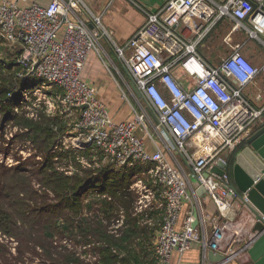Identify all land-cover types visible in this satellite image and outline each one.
I'll use <instances>...</instances> for the list:
<instances>
[{
  "label": "built area",
  "instance_id": "obj_1",
  "mask_svg": "<svg viewBox=\"0 0 264 264\" xmlns=\"http://www.w3.org/2000/svg\"><path fill=\"white\" fill-rule=\"evenodd\" d=\"M140 9L144 24L118 46L100 17L84 16L79 0H51L46 6L0 0V39L19 50L20 80L31 82L34 96L48 93L47 111L71 125L64 142L73 152L101 167L138 169L123 193L135 194L132 215L139 226L153 222L146 211L157 216L153 264H170L174 254L182 257L194 246L204 261L210 251L224 257L214 264H242L244 254L233 248L239 236L234 226L238 199L248 201L233 185L230 158L264 127V103L257 107L243 94L264 77V64L252 65L229 35L223 43L230 53L217 65L207 62L199 47L224 20L264 47V0H168L155 12ZM105 37L128 79L125 89L115 81L130 110L119 123L94 86L81 80L91 52L107 58L101 46ZM103 63L110 74L115 70L121 76L114 64ZM22 96L26 99V91ZM100 219L109 234L120 236L123 216Z\"/></svg>",
  "mask_w": 264,
  "mask_h": 264
},
{
  "label": "rangeland",
  "instance_id": "obj_2",
  "mask_svg": "<svg viewBox=\"0 0 264 264\" xmlns=\"http://www.w3.org/2000/svg\"><path fill=\"white\" fill-rule=\"evenodd\" d=\"M113 2L112 7L116 11L119 10V12L117 16L112 18L111 26L117 34L123 33L131 25L130 18H132V15L131 12L124 10L119 0ZM103 5L102 3V7ZM99 19L104 30L110 36L109 32L113 29L108 26V17L105 19L100 17ZM244 39L245 36L241 34L238 37L236 36L235 41L241 42ZM102 43L105 46L107 45L106 48L110 51V45L107 44L108 38L105 37ZM222 48L218 51L221 59L230 53L225 44ZM247 48L251 54L257 57L258 61H264V47L258 42L248 40ZM18 53V49L9 48L0 39V92H2L0 94V200H4V196L7 197L8 202L16 198L27 200L32 196L39 202L47 199L46 204L54 206L58 204L59 199L46 182L50 173L54 172L63 178L70 179L74 177L84 178L85 173H91V176L94 177H90L95 179L105 171V176H99L95 179L97 180V190L94 188V183H91L90 186L92 187L87 188L81 194V198L76 204L67 205L64 209L58 211L55 208L49 209L47 213L39 215L40 221L35 225L38 231L34 237V240L38 239L39 241L36 244L33 243L36 248L33 246L29 249L24 244L19 243L15 231L9 232L7 229L0 227V264H50L49 259L46 256L44 257L43 249H39L40 246L47 247L49 245L58 253H61L63 257H69L64 253V250L67 249L65 251L69 253L77 252L76 256L81 255L79 259L85 264H107V262L101 260L103 258L102 251L98 250L95 253L92 251L93 246L95 248L97 246L104 247L103 242L92 241L90 245H86L83 236L77 233L76 225L80 223L81 218L85 217L90 218L91 224H94L100 218L114 220L120 218V216H123V222H125L128 213L123 210L121 214L114 201L115 198L117 199V190L121 192L124 187L126 188L133 182V178L130 180L126 178L128 174L137 172L138 169L129 171L128 169L121 170L107 165L101 167L97 162L90 161L86 155L73 152L69 148V144L64 142L65 136L71 131V125L63 116L47 111V102L51 103L52 101L48 93L41 91L34 96L31 90L35 88L31 87L33 86L31 82L28 79L20 80L21 68L17 64L16 57ZM242 55L244 56V54ZM98 60H101V63L104 61L109 68L112 65L105 56H101ZM250 63L254 65L251 61ZM113 64L121 74L119 76L115 70L112 71L115 81L122 89H125L124 83L128 82L127 75L118 62L115 61ZM103 66L106 68L104 63ZM179 75L180 79L184 77L182 73ZM23 91H26V99L22 96ZM117 96L118 94H116L115 101L118 100ZM15 110L18 112L16 118L7 117L8 112L12 114ZM239 151L240 149L235 156ZM41 167H44L43 172L40 171ZM143 169H146V167H142L140 170ZM121 176H124L125 179H121ZM70 182L67 184L70 185ZM101 186L104 187L102 192L100 191ZM130 198L133 201L129 210L131 212L134 208V201L136 202L135 194L132 193ZM26 202L32 204L31 201ZM101 209L110 212L105 214ZM5 210L10 213L13 208L7 206ZM146 212L147 217H150L151 214L152 219L154 218L153 222L148 226H144L143 240L140 239V242H137L138 245L130 249L131 252L140 255L137 264H153L152 248L154 236L158 229V220L155 213ZM35 219L33 215H30L27 221L34 224ZM88 238L95 239L91 236ZM40 239H43L44 242H41ZM84 251H86V255H82ZM122 255L125 256L126 253L124 252Z\"/></svg>",
  "mask_w": 264,
  "mask_h": 264
},
{
  "label": "crops",
  "instance_id": "obj_3",
  "mask_svg": "<svg viewBox=\"0 0 264 264\" xmlns=\"http://www.w3.org/2000/svg\"><path fill=\"white\" fill-rule=\"evenodd\" d=\"M9 2H14L15 0H7ZM51 0H27L28 4L36 3L42 6H46ZM82 6L81 11L87 15L92 14L96 17H102L105 19L108 17V26L112 28L111 22L114 16L118 15L119 10L116 11L112 7V2L116 0H79ZM118 1V0H117ZM168 0H119V3L122 5L125 11L131 12L132 18H130L131 25L123 31V33H118L113 29L110 33V40L114 44L121 46L127 39L136 31L138 28L144 24L146 16L144 12L140 9H145L149 11H157L162 9ZM222 1V0H215ZM102 3L104 4L102 7ZM114 3V2H113ZM110 6V7H109ZM114 8V9H113ZM109 15V16H108ZM234 22L232 20H224L220 22L214 32L209 38H207L203 44L199 47L200 55L210 64L217 65L221 60V56L218 53L219 50H222L224 43L222 39L224 36L229 35L234 44L242 45L241 53L249 59L255 66L259 67L264 64V61H258L257 57L249 50L247 36L243 31H232ZM244 35L245 39L241 42L235 41L236 36ZM112 35V36H111ZM108 44V43H107ZM101 46L104 48L108 60L113 64L117 59L115 57L113 47H109L107 50V45L105 46L101 42ZM228 49V48H227ZM100 57L96 52H91L89 54L88 60L84 66V69L81 73V80L92 84L96 91L97 98L105 104L108 109L109 115L112 120L116 123L122 122L130 117V110L128 105L121 98L120 91L115 83V78L113 74H110L108 69L103 66L101 63ZM180 72L175 71L174 75L180 78ZM119 75V74H118ZM121 78V77H120ZM124 83V82H123ZM116 94L117 101H115ZM243 94L248 98L254 105L261 107L264 103V77H258L252 84L246 86L243 90ZM261 96L260 101L257 100L258 96ZM160 145V144H159ZM243 155L246 162L250 164L256 159L255 154L250 150L249 144L244 142L243 146L240 148V151L235 156L234 164L236 163V158L238 155ZM257 160V159H256ZM258 161V160H257ZM233 164V166H234ZM245 168V167H244ZM232 170V179H233V168ZM233 185L237 189L234 180ZM238 190V189H237ZM239 192V191H238ZM200 193V198L205 204V208L208 212L213 213L215 211L214 206L208 200H203L204 195L202 191ZM240 193V192H239ZM242 194L240 193V196ZM248 201V200H247ZM239 213L236 218V225L234 226L238 232V243L234 245L236 251L240 250L244 254V259L242 264H254L252 261L251 255L249 253L252 250L257 241L259 240V234L256 230V226L260 218H262L261 213L248 201L245 202L243 199H238ZM97 214V212H96ZM240 263V262H239ZM170 264H214L208 259L204 261L203 252L199 249L198 246H194L192 250L184 254L182 257L174 254ZM229 264H238L236 261H232Z\"/></svg>",
  "mask_w": 264,
  "mask_h": 264
},
{
  "label": "trees",
  "instance_id": "obj_4",
  "mask_svg": "<svg viewBox=\"0 0 264 264\" xmlns=\"http://www.w3.org/2000/svg\"><path fill=\"white\" fill-rule=\"evenodd\" d=\"M1 93L2 92H0V94ZM6 115L7 117H13V118H16L17 116L16 113L11 114L10 112H8ZM243 144L244 142L238 148H236V150L232 154L230 158L231 159L230 169H232V166L234 164L236 152L243 146ZM43 170L44 167H41L40 171L43 172ZM104 172L100 173L99 176L104 177L105 176ZM134 173L135 172L130 173L128 174L127 177L126 176L125 177L130 180L134 175ZM85 174L86 176L84 178L74 177L70 179L66 177L63 178L54 172L50 173L46 182H48L47 184L51 186L52 190L55 192L54 194L59 199L58 204L54 206L47 205L46 204L47 199L43 201L41 200L39 202L36 201L34 198H32V196H30L27 200L23 198H16L8 202L6 200L7 197L4 196L5 199L0 200V220H1L0 227L7 229L9 232L15 231L16 238L19 240V243H22L25 246H27L29 249H31L30 247L34 246L33 243L36 244L39 241L38 239L34 240L35 233L38 231V229L36 230L35 225L40 221L39 215H42L43 213H47L49 209L55 208V210L58 211L64 209L65 206L67 205L76 204V202L81 198V194H83V192L86 191L87 188L92 187L90 186L91 183H94L95 187L94 186L93 187L97 190V186H96L97 180L95 179H97L99 176L93 179L91 177L94 176L93 175L91 176V173H85ZM230 176L232 179L231 170H230ZM120 178L125 179L124 176H121ZM69 181H71L70 185L67 184L69 183ZM126 188L124 187L121 192L117 190V199L115 198L114 201L118 209H122L126 211V213H128L122 229L117 230V232L120 233V236L118 238L108 233V225L104 226L102 219H98L97 221L94 222V224H91L90 218L85 217V218H81L80 223L76 225L78 230L77 233H80L83 236L82 238L83 241L86 243V245H90L92 241L103 242V244L105 245L104 247L97 246V248H95L93 246L92 251H94V253L98 250H100V252L102 251L103 258L101 260L102 262H107V264H117V263L137 264L138 258L140 257V255H136L135 252H131L130 249H132L133 246H137L138 245L137 242H140V239L143 240L145 229L143 226H139L137 224V218H134L132 216V210L131 212L129 211L132 207L133 201L130 198L131 196L129 195V193H123V190ZM103 190L104 187L101 186L100 191L102 192ZM26 201L29 202L31 201L32 204L27 203ZM7 206L13 208V210L10 213H8L5 210ZM101 211L105 214H108L110 212L109 210L106 209H101ZM30 215H33L36 218L34 220V224H31L30 222L28 223L27 221V218ZM18 218L19 220L17 221ZM95 219L97 218L95 217ZM105 220H110V219L106 218ZM19 222L20 224H18ZM89 236L95 237V239L92 238L89 239L88 238ZM40 241L44 242L43 239H40ZM47 244L49 243L47 242ZM40 247L41 248L39 249H43L42 252H44L45 254L44 257L46 256V258L49 259L50 264H85L83 261L79 259L81 255L76 256L77 252L69 253L68 251H65L67 250L65 249L64 253L67 254L69 257H63L61 253H58L51 245L47 247H43V246ZM110 248L116 249L119 255L111 253L109 251ZM124 252L126 253L125 256L120 255L123 254ZM82 255H86V251L82 252Z\"/></svg>",
  "mask_w": 264,
  "mask_h": 264
},
{
  "label": "water",
  "instance_id": "obj_5",
  "mask_svg": "<svg viewBox=\"0 0 264 264\" xmlns=\"http://www.w3.org/2000/svg\"><path fill=\"white\" fill-rule=\"evenodd\" d=\"M244 21L247 22V20ZM262 38L264 39V35ZM247 143L258 161L255 159L250 164L245 161L242 154H239L236 163L232 166L233 180L238 191L246 196V199L264 218V127L251 136ZM256 230L259 240L249 253L254 264H264V220L262 218L259 219ZM207 256L213 263H220L224 260L222 255L213 254L210 251Z\"/></svg>",
  "mask_w": 264,
  "mask_h": 264
}]
</instances>
